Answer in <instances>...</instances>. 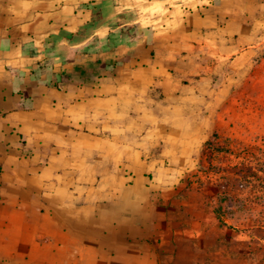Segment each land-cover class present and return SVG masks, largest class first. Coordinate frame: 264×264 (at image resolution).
Instances as JSON below:
<instances>
[{"label":"crops","instance_id":"obj_1","mask_svg":"<svg viewBox=\"0 0 264 264\" xmlns=\"http://www.w3.org/2000/svg\"><path fill=\"white\" fill-rule=\"evenodd\" d=\"M263 29L264 0H0V264H188L180 185Z\"/></svg>","mask_w":264,"mask_h":264},{"label":"rangeland","instance_id":"obj_2","mask_svg":"<svg viewBox=\"0 0 264 264\" xmlns=\"http://www.w3.org/2000/svg\"><path fill=\"white\" fill-rule=\"evenodd\" d=\"M253 54L180 185L179 221L197 228L188 264H264V40Z\"/></svg>","mask_w":264,"mask_h":264}]
</instances>
